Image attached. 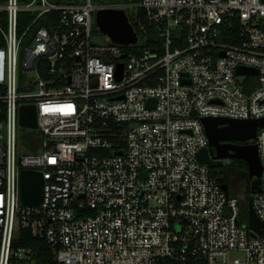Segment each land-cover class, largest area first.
Returning <instances> with one entry per match:
<instances>
[{"label":"built area","instance_id":"2783aa9c","mask_svg":"<svg viewBox=\"0 0 264 264\" xmlns=\"http://www.w3.org/2000/svg\"><path fill=\"white\" fill-rule=\"evenodd\" d=\"M130 7L159 44L92 41L98 9ZM263 22L264 0H0V264H37L21 228L60 264H264V229L198 157L200 117L264 115ZM23 105L37 125L17 155ZM249 142L264 221V128ZM22 169L42 173L39 204L21 201Z\"/></svg>","mask_w":264,"mask_h":264},{"label":"water","instance_id":"95a60500","mask_svg":"<svg viewBox=\"0 0 264 264\" xmlns=\"http://www.w3.org/2000/svg\"><path fill=\"white\" fill-rule=\"evenodd\" d=\"M96 24L103 39L127 45L135 35L133 25L122 8H101L95 14ZM134 42V41H132ZM131 42V43H132ZM122 63L118 64L117 77L120 78ZM237 74H256L253 67L238 66ZM150 103V101H149ZM19 121L23 126L36 128V109L34 105L20 108ZM200 121L208 139L207 147L198 153L199 160L210 168L221 166L226 158H238L245 161L247 175L253 192L259 190L261 162L256 143L249 140L256 137L258 127L264 128V115L255 118H232L222 116H202ZM234 141L243 142L235 143ZM43 177L40 171L22 169L20 171V196L24 204H39L43 195ZM224 190L227 185L222 184ZM247 225L256 233L264 229L262 221L252 206V194L248 196ZM254 235V232L251 233Z\"/></svg>","mask_w":264,"mask_h":264},{"label":"trees","instance_id":"16d2710c","mask_svg":"<svg viewBox=\"0 0 264 264\" xmlns=\"http://www.w3.org/2000/svg\"><path fill=\"white\" fill-rule=\"evenodd\" d=\"M134 2L136 0H126V2ZM129 17V15H128ZM130 20L132 17H129ZM133 19V18H132ZM135 20H131V24L133 25V28L137 35L139 36V39H137V43L134 44H128L125 47L127 50H134L137 51L140 49V47L143 46H152V44L159 42L156 40L157 35V29L154 25L150 24L144 17L143 12L138 9ZM264 23V22H263ZM264 25V24H263ZM250 81H254V79H250ZM239 162L242 161L245 163V161L238 159ZM246 168V167H245ZM210 171L213 175L218 176L219 182L221 184H226L228 188V166L226 164H222L221 166H216L214 168H210ZM220 174L217 175V174ZM246 180V188H245V199L240 202V210L242 213L243 219L246 221L247 219V206H248V196L253 193L251 186H250V179L247 175V170H245V176ZM16 245L20 246H28L32 247L35 250L36 255V263L37 264H60L58 263L55 258L54 254L51 251V249L46 245V243L43 241V239L34 236L29 228H21L19 230V236L15 241Z\"/></svg>","mask_w":264,"mask_h":264},{"label":"rangeland","instance_id":"374dc122","mask_svg":"<svg viewBox=\"0 0 264 264\" xmlns=\"http://www.w3.org/2000/svg\"><path fill=\"white\" fill-rule=\"evenodd\" d=\"M57 2H71L80 4L83 3L85 0H54ZM127 3L126 0H91V3L93 5H99V4H111V3ZM125 12L129 17H132L131 20H135V15L137 13V8L130 7V8H124ZM130 20V18H129ZM130 20V21H131ZM92 32H91V39L95 43L103 42V36L100 30L97 27L96 19L95 17L92 19ZM135 31V30H134ZM139 39V36L135 32V35L133 37L132 41H137ZM130 42V43H131ZM132 42V43H134ZM129 43V44H130ZM30 128L20 126L19 124L16 126V145H17V155L24 154L28 152L27 144L29 143V136H30ZM224 164L228 166V194L229 196L238 197L240 199V202H242L245 199V188H246V180L244 178L245 176V170H247L246 163H243L242 161L239 162L238 158H226L223 160ZM246 167V168H245ZM217 175L220 176L218 173Z\"/></svg>","mask_w":264,"mask_h":264},{"label":"flooded vegetation","instance_id":"af4514ba","mask_svg":"<svg viewBox=\"0 0 264 264\" xmlns=\"http://www.w3.org/2000/svg\"><path fill=\"white\" fill-rule=\"evenodd\" d=\"M234 142H235V143H239V144H240V143H243V142H238V141H234ZM223 162H224V161H223ZM250 181H251V180H250Z\"/></svg>","mask_w":264,"mask_h":264}]
</instances>
